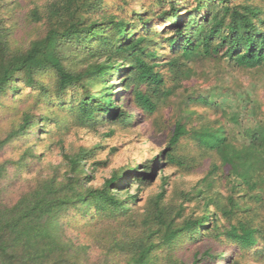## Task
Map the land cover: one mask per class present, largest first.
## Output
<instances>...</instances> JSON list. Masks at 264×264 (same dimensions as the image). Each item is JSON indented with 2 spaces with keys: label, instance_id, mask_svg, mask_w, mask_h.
I'll return each instance as SVG.
<instances>
[{
  "label": "trees",
  "instance_id": "obj_1",
  "mask_svg": "<svg viewBox=\"0 0 264 264\" xmlns=\"http://www.w3.org/2000/svg\"><path fill=\"white\" fill-rule=\"evenodd\" d=\"M2 1L0 116L4 108L14 119L0 140V185L11 166L16 173L30 170L41 159L32 146L17 160L1 158L12 141L26 144L33 132L37 141L46 136L45 142L62 144L72 126L143 124L179 93L183 77L195 74L191 57L253 71L251 80L262 85L243 109L255 125L238 129L239 113L231 117L207 96L189 98L187 106L218 112L215 122L187 128L175 121L165 150L113 171L97 187L84 166L101 146L68 152L61 146L63 173L58 165L13 204L0 203V264H264V222L257 223L254 210L264 200V0H151L146 6L120 0L115 10L108 0H50L25 17L46 26L25 47L14 43L18 21L12 3ZM121 73L119 93L111 80ZM24 99L29 104L21 110ZM186 136L218 163L194 189L180 191L179 203L166 202L167 177H159V192L145 196L158 164L182 167L175 150ZM217 182L225 183L226 197L212 194Z\"/></svg>",
  "mask_w": 264,
  "mask_h": 264
},
{
  "label": "rangeland",
  "instance_id": "obj_2",
  "mask_svg": "<svg viewBox=\"0 0 264 264\" xmlns=\"http://www.w3.org/2000/svg\"><path fill=\"white\" fill-rule=\"evenodd\" d=\"M120 0H108V4L113 6ZM133 2H142L145 6L149 5L151 0H132ZM4 4L11 2V9L14 12L15 19L18 21L17 27H14L13 41L17 46L25 47L28 42L35 38H41L45 33L46 26L44 23H28L25 17L29 11L35 7L42 8L50 0H3ZM113 11V10H112ZM117 12L119 10H116ZM115 12V11H113ZM44 21V20H43ZM10 23V20L7 24ZM165 24L156 25L157 31L161 30ZM190 65L193 67L195 74L183 77V87L187 91L183 92V87L172 99L160 104L159 110L143 119V124L132 123L127 127L118 124L103 122L93 128H82L72 126L66 132L62 133L64 143L49 144L45 142L46 136L42 141L32 138L34 133L28 134L26 144L23 141H12L1 153V158L17 160L21 156V150L32 146L35 153H40L41 159L33 165L30 170L25 169L21 172H15L14 166L9 168V180L0 185V203L5 205L13 204L19 196L29 189L37 177L50 175L53 168L62 164V153L64 151H75L79 147L90 149L96 145L101 146L100 150L92 159H87L85 168L91 171V185L97 187L102 184L105 178L110 177L113 171L125 168L130 164H143L157 155L160 151L165 150L168 141L170 128L175 121H179L187 128L197 127L199 125L213 124L218 118L219 113L211 109L202 108L200 105L187 106L189 98L197 96H207L212 104L218 105L222 110L229 114L239 113L240 124L237 128H243L244 125L255 122L250 120V110L244 112L243 109L247 101L254 104L253 98H257L260 92L261 82L254 83L251 80L253 71L246 72L236 69L234 66L223 60L218 64H211L203 61L198 56L191 57ZM118 78L113 77L111 82L114 85V91L122 93L123 86L118 84ZM262 85V84H261ZM264 100V95L260 96ZM28 101L25 99L21 102V110L27 109ZM242 109V110H241ZM192 111V115H190ZM194 113V114H193ZM232 117V116H231ZM13 117L11 112L1 110L0 116V140L4 139L11 130ZM228 127L235 126L233 122L226 123ZM242 130V129H241ZM57 136V135H55ZM244 141V140H242ZM49 145V148L46 147ZM46 149V150H45ZM177 157L183 159L182 167L163 166L158 164L157 180L151 188L146 190L145 196L153 195L159 192V177H167V183L164 185L166 191V202L173 204L179 203L180 191H189L196 187L198 182L203 179L209 171L211 165L217 161L215 155L200 149L196 142L186 136L181 139L179 146L176 147ZM174 151V152H175ZM96 161H107L106 167L95 166L92 164ZM215 163H218L215 162ZM190 165V166H189ZM63 164L61 166L62 171ZM224 182L216 183L211 189L212 194L219 193L223 197L228 194V188ZM130 194L136 193L135 184L129 189ZM143 203H138L136 208L142 210ZM258 209V222H264V200L262 204L254 206ZM200 213V212H199ZM254 223L257 221L258 213H251ZM252 218V219H253ZM262 220V221H261ZM264 225V224H263ZM75 232H68L69 237H75ZM98 251L91 253V257H97Z\"/></svg>",
  "mask_w": 264,
  "mask_h": 264
}]
</instances>
